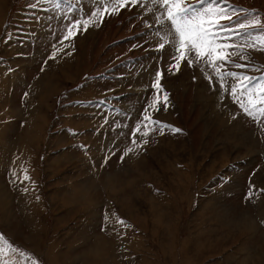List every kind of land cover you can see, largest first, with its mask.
I'll return each instance as SVG.
<instances>
[{"label":"rangeland","instance_id":"374dc122","mask_svg":"<svg viewBox=\"0 0 264 264\" xmlns=\"http://www.w3.org/2000/svg\"><path fill=\"white\" fill-rule=\"evenodd\" d=\"M59 2L63 20L103 7L99 0ZM227 2L264 20V0ZM143 13L138 4L102 23L98 14L80 34L81 51L79 35L67 47L58 43L65 27L57 39L38 26L28 37L47 42L31 43L30 60L20 55L0 65V234L18 250L5 249L7 264H264V119L258 125L186 61L169 73L173 49L156 50V22ZM70 48L85 55L79 74L66 81L64 60L80 56L68 55ZM248 51L247 69L228 70L264 76V52ZM48 63L60 71L46 94L39 87L31 93ZM158 68L168 103L154 118L182 132H153L141 148L130 134L158 94ZM8 79L9 88L1 81Z\"/></svg>","mask_w":264,"mask_h":264},{"label":"snow or ice","instance_id":"6c2138e0","mask_svg":"<svg viewBox=\"0 0 264 264\" xmlns=\"http://www.w3.org/2000/svg\"><path fill=\"white\" fill-rule=\"evenodd\" d=\"M39 2H52L57 8L60 7L59 0ZM99 3L103 7L94 8L87 17L72 18L65 15L64 20L67 23L64 25L65 32L60 43L68 41L72 44L76 36L97 23L98 14L99 22L102 23L106 14H119L121 9L139 4L144 9L143 15L153 14L156 22L157 28L153 33L159 38L156 50L167 52L166 46L173 49L170 60L174 63L168 64L169 73L175 75L181 70L182 62L186 61L187 67L198 68L203 73L212 90L216 91L218 85L219 92L230 95L233 103L238 104L242 112L258 125L264 119V76L253 78L242 72L228 70V65L237 69H247L251 63L249 49L264 52V20L258 12L235 7L227 0H198L196 4L187 6L185 0H99ZM71 11L72 8L69 7V12ZM145 27L151 29L152 24L145 20ZM67 54L71 55V52ZM236 57L244 63L236 62ZM50 58L54 59L55 53ZM252 70L259 71L255 67H252ZM163 78V70L158 68L152 84V88L157 90L158 94L155 99L148 102L141 119L131 130V143L137 147L142 148L148 144V137L153 132L158 131L160 135L165 134V129L174 134L182 132L181 129L154 118V112L167 110L168 94L163 90L161 83ZM161 92L164 106L159 104ZM121 127L127 128V125L123 124ZM261 130L264 131V126ZM82 147L85 150L87 148ZM133 151V148L129 147L122 153L120 159L123 161ZM25 179L30 178L25 176ZM5 249L18 251L0 234V264H7L2 258ZM33 264H36V261H33Z\"/></svg>","mask_w":264,"mask_h":264},{"label":"crops","instance_id":"0c3cea01","mask_svg":"<svg viewBox=\"0 0 264 264\" xmlns=\"http://www.w3.org/2000/svg\"><path fill=\"white\" fill-rule=\"evenodd\" d=\"M33 4L37 6L32 7L31 5ZM0 6L2 7L0 8V17L2 18L7 10L6 8L8 7L6 21L2 26L0 24V65L2 64V66L4 64L12 66L14 59H20V55L21 57L23 56L22 59H29L30 56L28 53H34L35 50L34 45H31V43H35L36 40H39V42H47L41 38H34L33 40L31 37H28L35 36L33 34L34 28L43 26V28H45L44 31L49 33L50 36L52 35L54 38L58 39L61 34V29L66 24L63 20V15L57 12L59 9H57L56 5L52 2L42 3L39 2V0H2ZM41 6L44 7V15L41 13L42 16L39 14L40 9H42ZM25 36V39H29L27 48L24 46L25 43L22 41ZM46 45H50V43H47ZM45 50L46 49H44V47L38 49V51ZM13 68L17 69L18 67L16 66ZM14 69H12V72ZM15 91L16 88L13 87L12 95Z\"/></svg>","mask_w":264,"mask_h":264},{"label":"bare ground","instance_id":"6f19581e","mask_svg":"<svg viewBox=\"0 0 264 264\" xmlns=\"http://www.w3.org/2000/svg\"><path fill=\"white\" fill-rule=\"evenodd\" d=\"M1 1L2 0H0V3H1ZM98 4H99V2H98ZM2 6H3V4H2ZM0 8H2L1 6H0ZM44 8V7H43ZM89 10V9H88ZM2 12V11H1ZM40 12V11H39ZM41 12H42V10H41ZM43 14L42 15H44V12H42ZM6 18V17H5ZM5 21H6V19H4L3 18V20L1 19V17H0V22H2V25L5 23ZM37 30V32H39V30L38 29H36ZM90 31H92V30H90ZM93 33H94V31H92V32H89V36L87 35L86 37H88L87 39H90L91 37H93L92 35H93ZM82 34V33H81ZM43 35V32L41 33V32H39V36H42ZM80 37V38H79ZM78 38H79V41H78V43L76 42V46H78L79 47V50L81 51V47H82V44H83V42H84V40L82 39V37H81V35L79 34V36H78ZM77 38V39H78ZM58 43H60V42H58ZM63 45V44H62ZM61 45V46H62ZM72 46L71 44H66V46ZM61 46H59V48H62ZM64 46V45H63ZM67 46V47H68ZM77 48V47H76ZM55 49V48H54ZM65 49V48H64ZM78 49V48H77ZM70 50H71V55H80V56H78L77 57V60L75 59L74 61L71 59V60H69V58L68 59H66V60H64L65 61V63H64V66H63V69H62V71H61V74H62V77H63V79H65L66 81H69V80H71V79H74L73 77H75L76 75H78L79 73V70H80V65H83V61H82V56H84L85 54H84V50H82V53H78V51H74L73 49H71L70 48ZM68 53V52H67ZM64 54H65V52H64ZM58 57H59V59L60 60H62V58H60L61 56H59L58 55ZM70 57V56H69ZM64 58H65V56H64ZM72 58V57H71ZM52 60H54V59H52ZM63 61V60H62ZM70 61V62H69ZM75 62V63H74ZM73 63L76 65H74L76 68H73ZM84 63H85V61H84ZM53 66H54V64L53 63H48L47 64V66H46V69H45V72H44V74L41 76V78L42 77H44V79L42 80V83H41V80L39 79L38 81H37V83L34 85V87H32L33 89H32V91H31V93H36V92H39L37 89H39V90H41L42 91V93L43 94H46V92H47V89H46V87H47V85H49V84H51V82L52 81H50L51 79V76L52 75H55L53 72H56L55 70H58V71H60L59 70V68L58 67H54L53 68ZM83 67V66H82ZM53 69V71H51ZM52 74V75H51ZM16 76H18V75H16ZM54 79V78H53ZM16 79H14V81H15ZM2 81V83H3V85H5V84H7L8 83V88L10 87V84H12V80H10V79H8L6 82L5 81H3V80H1ZM53 85H55V84H53ZM43 88H42V87ZM37 87H39V88H37ZM45 89H46V92H45ZM54 92V91H53ZM42 93H40V94H42ZM51 93V92H50ZM41 96V95H40ZM44 98H46V97H44ZM217 99H219V97H217ZM219 103V102H218ZM214 108H215V106H214ZM36 117V116H35ZM40 119V118H39ZM38 120V119H37ZM43 120V119H42ZM34 123V122H33ZM41 123V122H40ZM39 126V125H38ZM35 127V126H34ZM44 127V126H43ZM31 128V127H30ZM33 128V127H32ZM29 129V128H28ZM30 130V129H29ZM2 134V133H1ZM36 138V137H35ZM24 140V139H23ZM162 158V157H161ZM110 177V176H109ZM89 180V179H88Z\"/></svg>","mask_w":264,"mask_h":264}]
</instances>
